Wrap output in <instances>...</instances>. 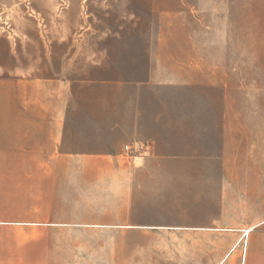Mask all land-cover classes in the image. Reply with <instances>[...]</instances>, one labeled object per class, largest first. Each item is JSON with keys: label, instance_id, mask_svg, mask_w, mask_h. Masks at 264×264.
<instances>
[{"label": "rangeland", "instance_id": "374dc122", "mask_svg": "<svg viewBox=\"0 0 264 264\" xmlns=\"http://www.w3.org/2000/svg\"><path fill=\"white\" fill-rule=\"evenodd\" d=\"M251 179L264 192V0H0V227L46 233L1 258L205 264L199 238L223 258L241 233L136 225L224 199L256 205L250 226ZM244 255L264 264V223L223 264Z\"/></svg>", "mask_w": 264, "mask_h": 264}, {"label": "crops", "instance_id": "0c3cea01", "mask_svg": "<svg viewBox=\"0 0 264 264\" xmlns=\"http://www.w3.org/2000/svg\"><path fill=\"white\" fill-rule=\"evenodd\" d=\"M57 124L55 126L57 127H62L64 126L62 121L56 120ZM54 121L52 122L51 126H54ZM196 149H200L195 147ZM194 148V149H195ZM193 149V150H194ZM195 149V150H196ZM102 152V151H101ZM99 152V153H101ZM107 153L110 154V152L107 151ZM103 154V153H101ZM256 163H252V169H257L259 170L260 166H256ZM186 179H182L187 181L188 183H195L198 182L197 179L199 178H206L205 176H187L184 177ZM213 180L209 181V183L218 185L222 184L225 185L227 184L226 181H224V178L220 177H211ZM193 179V180H190ZM232 179V180H230ZM229 181H233L232 183L239 184V178H230ZM252 184L250 185V189L248 190L249 196H253V201H258V196L260 193V196L262 198V202H264V192L259 191L258 192V186H259V181L258 179H251ZM235 184V185H236ZM204 190V188H202ZM219 187L214 186L210 189L213 193H219ZM205 191V190H204ZM223 191V192H222ZM225 188H221V193H223V197L226 196ZM234 191V190H233ZM237 191L241 192V190L237 189ZM258 197V198H257ZM226 200H220V199H214L213 202H207L205 203H196V202H191L188 203L186 201L184 202H179V203H174L173 206H179L180 208L184 207L182 212H184L186 215H199L203 214V216H208L209 219H207L205 222L204 221H197L193 220V222H183L185 223L184 225L182 224H173V225H168V224H158V225H151V224H139L136 225V227H146V228H151V229H168V230H186L189 232H197V234H202L205 232H223V231H236L238 233H241L240 237H237L230 248L229 252L222 258L223 254V247H222V239H216L212 241L211 239H203L199 238L197 240L199 244V261H202L205 264H223V262L226 260V258L232 254V252L239 246V244L242 242V240L250 235L254 229H256V226L260 223H264V215L261 216L260 221L257 223L254 222L250 226L246 227H240L243 222H247L250 218L256 217L258 218L255 213H252V210H256V205L253 207H249L247 205L240 206V205H227ZM255 204V203H254ZM249 211V212H248ZM262 213H264V209L261 210ZM233 218V219H232ZM234 218H238L235 220ZM258 219V220H259ZM225 224H233V225H238L236 228H225ZM46 233H43V231H37V230H29V229H16V228H11V227H0V244L2 242H5L6 237L10 236L11 238H15L17 236H29L28 243L33 242L35 239L45 235ZM244 235V236H243ZM3 237L5 239H3ZM11 241V240H10ZM12 242V241H11ZM15 242V241H14ZM246 254H247V245H246ZM245 254V255H246ZM244 255L243 258V263L245 264L246 262V256ZM8 260V261H6ZM0 264H30L28 262H22V261H14L11 259H6V258H1L0 257ZM40 264V263H39Z\"/></svg>", "mask_w": 264, "mask_h": 264}, {"label": "built area", "instance_id": "2783aa9c", "mask_svg": "<svg viewBox=\"0 0 264 264\" xmlns=\"http://www.w3.org/2000/svg\"><path fill=\"white\" fill-rule=\"evenodd\" d=\"M124 148L125 150H129V145H126Z\"/></svg>", "mask_w": 264, "mask_h": 264}]
</instances>
